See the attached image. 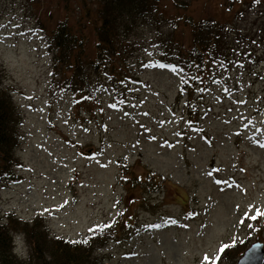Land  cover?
<instances>
[{
  "label": "rangeland",
  "instance_id": "1",
  "mask_svg": "<svg viewBox=\"0 0 264 264\" xmlns=\"http://www.w3.org/2000/svg\"><path fill=\"white\" fill-rule=\"evenodd\" d=\"M174 2L187 3L186 16L219 24L222 39L223 59L206 64L185 102L177 101V67L158 61L161 47L175 54L171 34L189 41V31L173 29ZM96 4L0 0V88L12 94L21 139L17 177L0 179V218L40 215L49 234L68 239L116 220L85 264H202L236 236L240 252L218 262L235 264L251 243L264 244V217L238 223L249 205V215L264 209V149L253 142L264 139L256 131L264 130V0H161L100 73L84 65L92 95H73L52 84L60 71L48 34L66 16L80 21L83 6L96 13ZM93 24L84 29L88 56Z\"/></svg>",
  "mask_w": 264,
  "mask_h": 264
},
{
  "label": "trees",
  "instance_id": "2",
  "mask_svg": "<svg viewBox=\"0 0 264 264\" xmlns=\"http://www.w3.org/2000/svg\"><path fill=\"white\" fill-rule=\"evenodd\" d=\"M95 1L97 3L96 13L91 15L88 7L83 6V14L79 22L70 24L66 16L48 34L47 45L52 52L53 68L60 71L58 76L54 73L52 84L73 95L79 94L86 97L92 95L84 65L89 63L94 73H100L106 62H113L111 59L121 55V41L126 37V33L132 30L136 20L148 12H157L161 0ZM186 5L187 3L174 2L173 6L178 10V15L170 20L173 22V29L180 28L181 32L189 31V41H185L182 36L171 34L170 37L172 36L173 40L169 41L175 45L173 51L175 54H167L164 47H161L158 60L166 68L177 67V71L182 75L177 96V101L180 100V102H185L186 95L184 94L193 88V84L196 87L195 83L199 80L198 75L202 76L206 64L210 61L214 62L216 57L223 59L217 54V48L222 43L217 27L219 24L210 27L204 23V20L199 21L193 19L191 15L186 16L182 8ZM67 7L69 6L65 3V9ZM90 22L94 23L92 29L94 39L93 52L88 56L86 47L90 42V34L85 33L84 29ZM19 115L12 101L11 92L6 88H0V179L11 180L17 177L12 167L20 164L15 156V150L21 141ZM153 176L156 178L154 183L159 184V179L155 177V174ZM150 186L151 183H149ZM5 221H7V226L0 227V264H85L94 250L105 245L112 236L110 230L105 233L89 232L84 237L68 239L60 235L49 234L39 217L34 218L32 224L25 223L23 226L19 225L18 220L11 215H7ZM95 228L97 227L94 226L93 229ZM15 229L27 234L29 244L27 260L18 259L12 254V241L9 233ZM89 238L90 242L87 244L72 243V241H83ZM236 247L227 249L225 255H237L240 251Z\"/></svg>",
  "mask_w": 264,
  "mask_h": 264
},
{
  "label": "snow or ice",
  "instance_id": "3",
  "mask_svg": "<svg viewBox=\"0 0 264 264\" xmlns=\"http://www.w3.org/2000/svg\"><path fill=\"white\" fill-rule=\"evenodd\" d=\"M0 27H2V26H0ZM161 67H166V66L165 65H161ZM239 103H243V102L240 101ZM109 107L115 108L116 105L112 104V105H109ZM145 115H147V114H145ZM245 127H247V125H245ZM84 131H88V130L84 129ZM256 131L260 132V131H264V130L256 129ZM177 135H179V133H177ZM237 135H239V133H237ZM249 139H252V138L250 137ZM253 142L256 143V145L258 147H260L261 149H264V139H254ZM169 146H171V145H169ZM215 171H219V169H213V172H215ZM242 171H243V169H242ZM213 172H209V173H207V175L209 177H211L213 175ZM214 182L216 184H218V185L224 184V185L227 186L229 184L228 181H222L220 179H216ZM67 203H69V202L65 201L64 204H62L60 207L61 208L64 207ZM114 207H115V205H114ZM45 212H49V210L45 209ZM250 212H253V206H251V205H249L248 211H246L244 216L241 217V219L239 220L238 223L240 225H244L247 220L257 221L258 218L264 217V209H261L259 207L254 209V214L249 215ZM117 215L118 216H122L123 213L122 212H118ZM189 215L195 216V213H190ZM168 222H170L171 224H176L177 223V221L174 220V219L170 220V221H166V223H168ZM116 223H117V221L113 220L111 223H106V224H103V225H99L95 229L90 228L89 232L90 233H94L96 231H99L101 233H105V232L110 231L115 226ZM247 226H248L249 229H253V225L251 223H248ZM147 227L148 228H159L160 225H158V224L157 225H148ZM89 242H90V238L89 239H85L83 241H72V243H84V244H87ZM242 243H244V241L242 239H238L236 236H233L231 243H221L220 244L219 249H218L217 254L215 255V257H210L208 254H205L203 256L202 264H218V262L221 261V259H222V254L225 253V251L227 249L234 248L237 244H242ZM259 247H260L259 245H253V247L250 249V252L252 253V255H255L256 250Z\"/></svg>",
  "mask_w": 264,
  "mask_h": 264
},
{
  "label": "clouds",
  "instance_id": "4",
  "mask_svg": "<svg viewBox=\"0 0 264 264\" xmlns=\"http://www.w3.org/2000/svg\"><path fill=\"white\" fill-rule=\"evenodd\" d=\"M19 222L26 223L21 219ZM7 221L0 223V227H6ZM12 241V253L17 256L18 259L27 260L29 258V246L27 243V234L23 231H10L9 233Z\"/></svg>",
  "mask_w": 264,
  "mask_h": 264
},
{
  "label": "water",
  "instance_id": "5",
  "mask_svg": "<svg viewBox=\"0 0 264 264\" xmlns=\"http://www.w3.org/2000/svg\"><path fill=\"white\" fill-rule=\"evenodd\" d=\"M253 245H259L260 247L256 250L255 255H252L250 249ZM264 261V244L259 241L251 243V245L244 249L240 257L237 259L235 264H263Z\"/></svg>",
  "mask_w": 264,
  "mask_h": 264
}]
</instances>
